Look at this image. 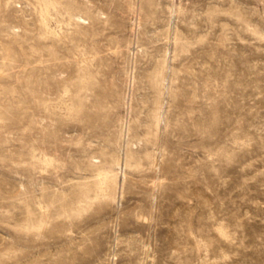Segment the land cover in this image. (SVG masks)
<instances>
[{
  "label": "rangeland",
  "instance_id": "obj_1",
  "mask_svg": "<svg viewBox=\"0 0 264 264\" xmlns=\"http://www.w3.org/2000/svg\"><path fill=\"white\" fill-rule=\"evenodd\" d=\"M0 264H264V0H0Z\"/></svg>",
  "mask_w": 264,
  "mask_h": 264
}]
</instances>
